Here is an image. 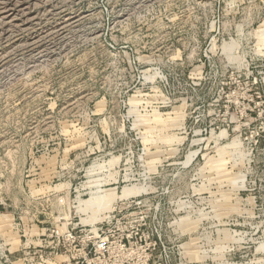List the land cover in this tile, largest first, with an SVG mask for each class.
Returning <instances> with one entry per match:
<instances>
[{"label": "rangeland", "instance_id": "1", "mask_svg": "<svg viewBox=\"0 0 264 264\" xmlns=\"http://www.w3.org/2000/svg\"><path fill=\"white\" fill-rule=\"evenodd\" d=\"M0 264H264V0H0Z\"/></svg>", "mask_w": 264, "mask_h": 264}]
</instances>
